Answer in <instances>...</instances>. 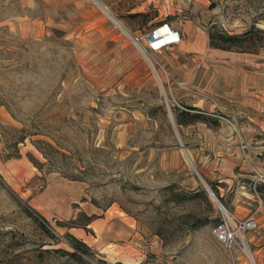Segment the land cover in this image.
Listing matches in <instances>:
<instances>
[{
    "label": "rangeland",
    "instance_id": "rangeland-1",
    "mask_svg": "<svg viewBox=\"0 0 264 264\" xmlns=\"http://www.w3.org/2000/svg\"><path fill=\"white\" fill-rule=\"evenodd\" d=\"M117 3L0 0V264H264L263 185L219 196L201 143L239 120L180 112L172 79L229 52L262 54L264 74V0ZM133 8L148 31L193 15L205 48L146 56L124 24ZM221 207L259 221L232 250L213 234Z\"/></svg>",
    "mask_w": 264,
    "mask_h": 264
},
{
    "label": "crops",
    "instance_id": "crops-1",
    "mask_svg": "<svg viewBox=\"0 0 264 264\" xmlns=\"http://www.w3.org/2000/svg\"><path fill=\"white\" fill-rule=\"evenodd\" d=\"M110 7L117 9V0H109L108 8ZM141 13L139 8H133L128 11L131 16L123 19L124 24L131 28L133 34H141L146 30L139 25ZM189 16H185V20L171 22L162 16H156L150 19L149 30L168 23L173 29L180 32L181 42L185 38L188 39L189 49L205 48L206 43L204 46L198 45L196 21L191 18L193 15ZM211 46L224 49L212 44ZM229 53V56L226 57H215L216 63H206L202 75L190 73L188 76H180L178 79L172 78L174 81H180L183 85L180 87L183 90H175L179 100L173 104L179 108L180 112L203 114L219 119H224L220 114H226L231 115L234 120H239L236 124L240 131L236 135H231L229 132L210 131L209 135H206L201 142L213 154L214 159L210 168H215L210 172L209 179L211 182L220 184L217 186L219 196H223L226 188L238 189L240 185L245 187L246 181H248L246 179H253V166L264 168V74H255L256 67L260 65L262 54L241 56L233 52ZM210 60L213 58L211 57ZM171 77L173 76L171 75ZM168 81L171 82L170 79ZM218 123L222 129L227 126L225 121L218 120ZM203 125L206 127L208 124L205 122ZM180 126L183 124L180 123ZM200 149L205 150L203 146ZM253 218L257 220L259 227L257 217ZM116 240L115 242H117ZM117 246L114 244L115 253ZM127 250L128 246L125 247L124 252Z\"/></svg>",
    "mask_w": 264,
    "mask_h": 264
},
{
    "label": "built area",
    "instance_id": "built-area-1",
    "mask_svg": "<svg viewBox=\"0 0 264 264\" xmlns=\"http://www.w3.org/2000/svg\"><path fill=\"white\" fill-rule=\"evenodd\" d=\"M131 39L143 54L150 56L152 54L162 53L168 48L179 44L182 38L178 30L173 29L168 23H164L145 33L131 34ZM153 66L155 68L154 64ZM252 172V186L256 188L258 184L264 185V168L260 169L253 166ZM221 209L222 216L214 227L213 234L221 244L232 250L233 246L239 240L245 243L244 236L256 230L258 228V222L253 217H238L229 212L225 207H221Z\"/></svg>",
    "mask_w": 264,
    "mask_h": 264
},
{
    "label": "trees",
    "instance_id": "trees-1",
    "mask_svg": "<svg viewBox=\"0 0 264 264\" xmlns=\"http://www.w3.org/2000/svg\"><path fill=\"white\" fill-rule=\"evenodd\" d=\"M234 37H228V38H226V39H228V40H230V39H233ZM216 47H219V46H217V45H215ZM221 47V46H220ZM222 48H224V49H228V48H225V47H222ZM90 223V222H89ZM88 223V224H89ZM87 224V225H88ZM70 237L71 238H73L74 239V241L77 243V246L79 247V245H81V246H83L84 248H88V246L84 243V242H82L81 240H78L77 238H75L74 236H71L70 235ZM70 255L72 256V257H77V252H72V253H70Z\"/></svg>",
    "mask_w": 264,
    "mask_h": 264
},
{
    "label": "bare ground",
    "instance_id": "bare-ground-1",
    "mask_svg": "<svg viewBox=\"0 0 264 264\" xmlns=\"http://www.w3.org/2000/svg\"><path fill=\"white\" fill-rule=\"evenodd\" d=\"M113 21H114L119 27H122V24H121L120 21H118V20L115 19V18H113ZM248 255H249L251 261H253V256H252V254H251L250 252H248Z\"/></svg>",
    "mask_w": 264,
    "mask_h": 264
},
{
    "label": "water",
    "instance_id": "water-1",
    "mask_svg": "<svg viewBox=\"0 0 264 264\" xmlns=\"http://www.w3.org/2000/svg\"><path fill=\"white\" fill-rule=\"evenodd\" d=\"M213 195V194H212ZM214 196V195H213ZM215 197V196H214Z\"/></svg>",
    "mask_w": 264,
    "mask_h": 264
}]
</instances>
